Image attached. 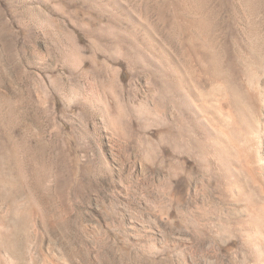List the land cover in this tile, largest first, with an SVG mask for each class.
I'll return each instance as SVG.
<instances>
[{
	"label": "rangeland",
	"instance_id": "1",
	"mask_svg": "<svg viewBox=\"0 0 264 264\" xmlns=\"http://www.w3.org/2000/svg\"><path fill=\"white\" fill-rule=\"evenodd\" d=\"M227 67L228 101L254 116L264 0H0L2 194L29 213L4 264H261L224 224L247 229L245 201L180 139L205 135L184 93L216 113Z\"/></svg>",
	"mask_w": 264,
	"mask_h": 264
},
{
	"label": "bare ground",
	"instance_id": "2",
	"mask_svg": "<svg viewBox=\"0 0 264 264\" xmlns=\"http://www.w3.org/2000/svg\"><path fill=\"white\" fill-rule=\"evenodd\" d=\"M166 50H167V52L165 50H163V51H165L164 53L168 54L169 49H166ZM169 53H170V51H169ZM171 54H172V52H171ZM166 56H168V55H166ZM161 62H162V60H161ZM166 63H167V61H166ZM159 64L162 65V63H159ZM159 64L157 62V65L155 67L156 68L159 67L158 66ZM169 64H167V65H169ZM164 65H162V66H164ZM162 66H160V67H162ZM173 69L174 68H172V70ZM231 69L232 68L227 67V71L230 74L229 79H227L228 84H226V88L220 93L221 96H220V98L217 99L218 103H216V104L214 103L215 107L213 109L215 110L216 113H214V111H211V109L209 108V104L201 101L202 99H199L197 97L194 98V97L189 96V94L184 93L185 95L182 98L183 103L191 110L190 113H192L193 121L196 125V128L197 129L199 128L201 133H203L205 135H203V137H204L203 139L202 138L200 139V138L194 136V134H193L192 135L193 139H194V140L192 139L193 142L191 140V137L190 138L187 137V139H186V136L184 137V135L180 139H181V142H183L187 148L192 144L191 147H193V149L194 148L196 149V151L198 152V154L202 158V160H205L207 158H209V159L212 158L214 160V162L218 166L221 167V170L222 171L224 170V173H226V174H224L225 175L224 178H226V182L234 189V191L238 194V196H240L239 198H241L242 201L243 200L245 201V202L243 201L244 202L243 203L240 199L241 203H243V205H245V207H246L244 209V210H246V212H245L243 217H244V220L247 222V225H248L247 229H245V230L241 229L242 227L244 228V226H239V221H234V219L232 217L233 215H231V216L227 215L228 217H225V219H224L225 223L224 224L229 223L228 221L230 219H232L233 221H231V222L234 223V227L236 228V230L239 231V232L237 231L238 233H240L239 236L242 235L246 245L249 248H251L252 250H254L253 252H255L254 254L256 255V257H258L257 259L259 260V262H261V264H264V125L263 124L260 125V123H259L260 120L262 118H264V110H263V108H264V91L260 94L258 93V95H255L254 100L252 99L253 101L256 102L255 104H257L255 107L257 109H254L253 110L254 113H252V114H254V116L250 115V117H249V116L245 115L242 110L237 109L236 106L234 107L227 99L228 91L230 89L234 88L236 86V82H237V78L232 75L233 70H231ZM165 70H164V72H166ZM170 71L168 70V72H170ZM174 71H175V69L173 70V72ZM176 73H177V71H175L174 74H176ZM176 75H177V77H179L178 76L179 73ZM183 75H185V74H183ZM170 76H173V75H170ZM174 77H176V76H174ZM176 79H178V78H176ZM242 81H244V80L242 79ZM165 84H164V86H165ZM170 84H171V82H170ZM182 84H183V82L181 83V85ZM168 85H169V83L166 84V87ZM176 85L177 84H175L174 86H176ZM238 85H239V83H238ZM179 87H180V85H179ZM170 88H171V86H170ZM161 89L162 88H160V91H161ZM163 89H164V87H163ZM181 89L182 88H180L179 91ZM165 90H167V89H165ZM171 90L170 89L167 90V92L169 91V93H168L169 96L171 95ZM246 90H248V88H246ZM164 91H163V93H164ZM238 91H240V90L238 89ZM173 92H175V91H173ZM196 93H198V92L196 91ZM196 93H193V94H196ZM247 93L249 94V92H246V94ZM207 98H209V97H207ZM246 98L247 97H245V99ZM161 99H162V97H161ZM250 100H251V98H250ZM157 103H158V105L156 104L157 106H155L154 111L158 110L156 115L158 114V116H159V114L163 113L164 110L162 109V107H160L159 102H157ZM160 103H162V100ZM255 104H253V105H255ZM170 105H169V107H170ZM162 106L164 107V105H162ZM180 106L181 105H179V107ZM182 106H183V104H182ZM179 107H178V109H179ZM173 108H174V106H172L171 109H173ZM188 108L186 110H188ZM182 111H183V109L180 110L181 113H182ZM246 112H248V111H246ZM184 114H185V112H184ZM219 115L221 117H219ZM189 116H190V114H189ZM188 119H189V117H188ZM183 128L184 127H182L181 129H178V130H182ZM195 129H194V131H195ZM183 133L184 132H182V134ZM161 136H162V134H161ZM181 146H182V143H181ZM12 150L15 151L12 146L10 149V148H6L3 145H0V198L3 197L4 202H7L6 207L0 205V264H4V262H5V259H6L5 252L8 251L9 253L12 254V256H16V251H18V250H16L14 247L15 246L14 241L18 239V237L20 236V234L22 232H24L25 225L29 220L28 219L29 213L26 210L27 207L25 208V206H24V203L27 202L26 199L28 200V198H27L28 195L27 196L25 194L24 195H14L12 192H10L11 190H9V189L8 190L10 193H6V194L3 193L4 195L2 194V188L4 189L5 187H9V184L11 182V179L8 178L11 175V174H9V172H11V170L9 169L10 165H8V161H9V159H13V157L11 156V153H10V152H12ZM184 151H186V150H184ZM17 161L18 160H16V162ZM17 166H19V165H17ZM16 168H13L12 171H14ZM216 168H218V167H216ZM20 171H21V169H20ZM18 173H20V172L18 171ZM16 175H17V169H16ZM18 176H19V174H18ZM18 176H16V177H18ZM223 184H224V182H223ZM3 191H5V190H3ZM228 193H229V191H228ZM230 195H233V194H230ZM236 196L237 195H235V199L237 200ZM227 197H228V195H227ZM239 198H238V200H239ZM229 199H230V197H229ZM231 199H232V197H231ZM223 200H228V199L225 198ZM212 204L215 205V208L218 211L217 213L221 212L220 214L224 215L225 211L223 212V209H222L223 206L221 204H219L218 202H214V200H213ZM237 205H239V204H237ZM239 206H242V205H239ZM240 209H239V211H240ZM187 219L188 218L185 216L184 221L186 222ZM238 220H240V219H238ZM221 228H222V226H221ZM222 230H223V228H222ZM227 232H228L227 229L223 230V232H221L220 235H222V237H223L227 234ZM218 234H219V232H218ZM215 235L217 236V234H215ZM218 237H220V236L218 235ZM222 240H223V238H222ZM221 242H223V241H221ZM5 250H7V251H5ZM18 254H20V253H18Z\"/></svg>",
	"mask_w": 264,
	"mask_h": 264
}]
</instances>
